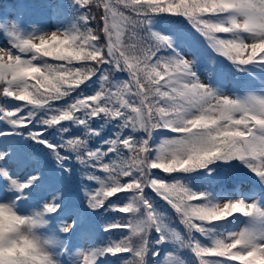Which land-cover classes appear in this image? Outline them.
<instances>
[{
	"label": "snow or ice",
	"instance_id": "obj_1",
	"mask_svg": "<svg viewBox=\"0 0 264 264\" xmlns=\"http://www.w3.org/2000/svg\"><path fill=\"white\" fill-rule=\"evenodd\" d=\"M75 3L81 9H91L93 5L103 8V42L89 26L90 15L86 13L79 18L83 30L78 29L75 35L55 32L21 39L13 24L6 33L9 47L0 48V95L24 102V108L28 109L17 112L0 107V122L11 126L0 128V187L11 193L0 207L9 213L18 206L22 213L23 206L32 202V207L44 209L32 218L34 226L44 227L43 217L47 215L52 221L60 220L62 236L69 235L75 227L61 219L64 189H52L46 183L49 170L45 160L35 153L5 145L6 132L14 136L26 134L30 142L48 149L47 156L56 161L62 172L71 173L66 162L73 159L88 170L82 179L100 185L98 190L84 187L89 210L98 212L110 198L132 193L128 204L109 206L111 211L130 214V219L103 227L105 232L126 229L130 235L111 247L77 253L79 264H97L98 258L106 254L122 253L132 257L127 264H146L150 251L148 237L153 229L160 236L156 243L176 241L192 251L198 264H264V234L242 230L214 240L211 247L202 246L192 235L205 234L201 226L204 222L224 221L234 213L259 218L264 217V211L243 200L213 203L207 193L165 182L152 171L192 173L205 171L216 161L239 160L264 183V87L260 94L230 98L222 86L205 84L196 71L199 56L189 40L180 34L156 30L153 24L158 14L185 17L191 29L215 53L231 61L237 71H247L249 65L264 66V0H75ZM129 27L133 29L131 33ZM137 28L146 35L140 37ZM216 33L229 36L218 38ZM192 35L187 33V37ZM28 53L30 59L22 58L21 54ZM42 57L66 63L53 64ZM74 61L83 63L76 66ZM50 68H80L86 78L63 98L49 100L42 106L30 102L38 87L37 75ZM113 73H126L127 79L113 82ZM93 78L99 80V90L89 96L81 93L73 97L81 85L95 84ZM61 101L65 103L60 104ZM186 113L189 119H185ZM97 120L103 121L101 130L104 124L116 122L118 131L103 146L92 150L89 142L100 135L92 127ZM177 120L184 123L177 125ZM71 125L82 128V135L49 140L54 131L68 132ZM161 129L177 134L178 138L164 140L154 148L153 134ZM208 129L216 131L207 137L200 135ZM137 133L143 136L137 137ZM97 172L103 173L104 178ZM147 192L154 193L174 210L188 232L187 240L161 221ZM72 219L80 220V214H73ZM82 235L88 239L93 236L90 232ZM29 243L35 249V243ZM57 245L65 248L64 252L56 251L59 259L70 249L62 240ZM35 255L39 258L38 253ZM152 255L159 256V252ZM32 262L33 256L22 252L21 258L9 264ZM0 264L4 260L0 259Z\"/></svg>",
	"mask_w": 264,
	"mask_h": 264
},
{
	"label": "trees",
	"instance_id": "obj_2",
	"mask_svg": "<svg viewBox=\"0 0 264 264\" xmlns=\"http://www.w3.org/2000/svg\"><path fill=\"white\" fill-rule=\"evenodd\" d=\"M65 2V8L61 9L60 3ZM117 7H122L117 5ZM126 11V10H125ZM90 15V24L89 26L96 32L98 36L101 38V42H103V8H96L95 5L91 9H81L76 3L75 0H0V15H4L5 17H9V21L7 19L5 21L4 27L0 28V39L3 36V30L6 27L12 26L15 24L16 30L21 39L34 38L37 36L45 35L50 31H55L58 33H68L75 35L78 29L83 30L81 25L80 16L83 14ZM126 14L127 13L126 11ZM215 21V18H213ZM153 24L155 25L156 30H163L166 32H172L174 34H180L185 36L189 43L194 47V50L197 52L199 56V60L196 65V71L202 82L205 84H209L212 87H220L222 86V90L228 94L230 97L232 95L235 96L234 85L237 77L240 74H244L245 71H237L236 68L232 65L231 61H228L226 57H221L213 50L206 45L205 39L200 37L199 34L195 33L193 29H191L185 17L181 16H173L170 13L158 14L155 16L153 20ZM0 26H2L0 22ZM129 33L133 31L131 27L128 29ZM136 33L143 37L146 33L141 28L135 29ZM192 32L193 35L191 37H187V33ZM218 38L222 37V33H216ZM63 38V37H61ZM127 42V36L124 37ZM187 51V49H185ZM22 58L30 59L31 53L21 54ZM190 58V57H189ZM219 59V67L216 71L212 66L213 61L215 59ZM42 59L47 60L50 63H66L64 61H56L51 57H42ZM34 63L39 64V61H34ZM82 61L77 63L74 61L76 66H79ZM107 67V66H105ZM212 77L211 80L209 78ZM96 80V83L93 84L88 82L86 85H81L80 89H77L75 93H73V97L78 94H83L85 96H89L94 94L96 90H99V80ZM113 82L122 81L127 79L126 73H113L112 74ZM35 82V81H33ZM69 101L71 97L68 98ZM7 103L10 104V109L5 108L10 111L17 112H27L28 109L24 108V102L16 101L14 99H5ZM60 104H64V101L59 102ZM37 115H40L38 112ZM103 121H95L92 124V127L100 132V135L97 136L94 140L89 142V147L92 150H96V148L104 145V141L107 139H112L116 132L118 131V127L116 122L104 124L103 130H101L100 125ZM10 125H7L4 122H0V128H9ZM83 129L71 125L69 126L68 132H63V130L54 131L53 134L49 137V140L58 141L61 136L65 138H69V136H80L82 135ZM5 136L7 139L5 140V145L11 144L16 150L21 152H32L37 154L39 157L45 160L46 167L48 168V173L50 171H56L53 176V179L49 181L47 184L50 185L52 189L57 187H62L64 189V200L66 196H71L69 203L66 208H63V216L61 219H69L72 218L73 214H80V217H90V226L95 231V239L97 244L101 248L111 247L114 243L120 242L122 239L127 238L130 233L126 229L115 228L112 231L105 232L103 227L105 224H113V223H122L130 219L128 215L123 214L116 211L109 210V206L111 207H122L128 204L131 201L132 193H120L118 196L110 198L109 202L105 205L104 208H101L98 212H93L87 207V200L84 197V187L99 189L100 185L95 182H89L86 179H82L84 173L88 170H85L80 166L74 159L66 162V167L71 169V173L62 172L54 159H50L47 156L48 149L44 145L37 146L36 144L30 142L27 139V135H19L14 136L11 132H6ZM137 137H142L143 133H137ZM155 132L153 134V139L151 141L152 146L155 148L158 145L154 144ZM178 138L177 135L165 137L162 141L168 139ZM61 154H64V150H61ZM115 159L116 157L113 156ZM106 162H111L107 158ZM237 160H233L230 162L216 161L212 165L209 166L208 176H204V171H197L192 173H164L160 169L152 170L154 176L156 178L162 179L168 183H180L181 185L187 187L189 190L197 192V193H207L209 199L213 203L222 204L228 200H237L232 192L234 190L235 183H240L245 188V181L239 178L241 175H245L247 173L252 172L249 167H246L245 164L241 168H238V171H234L228 167H224L223 165H229L231 163H235ZM223 166V167H222ZM210 173V174H209ZM97 175L100 176L101 179L104 178L103 173L97 172ZM125 179V178H122ZM250 188V187H249ZM34 196L37 194H33ZM254 196L258 197V193H253ZM147 198L149 199L154 212L160 217L161 221L167 225L169 230H176L183 240L188 239V232L184 228L183 225L179 223L178 217L175 215L174 210L170 208V206L163 200H161L154 193L147 192ZM264 196L260 198V201L253 202L261 211H264ZM245 202V201H244ZM196 203V202H193ZM247 203V202H245ZM248 204V203H247ZM29 206L32 207V202L29 203ZM39 210L41 208H35ZM61 213V214H62ZM230 218H226L224 221L207 223L204 222L201 226L205 228V234L201 235L199 233H193L194 240L201 244L202 246L211 247L212 243L216 239H223L227 237L226 228L229 224ZM251 220V224L254 223V220ZM247 220V224L248 221ZM260 220L258 224L261 222L264 223V217H259L257 221ZM59 224L60 220L58 219ZM261 223V224H262ZM239 231V230H238ZM237 231V232H238ZM233 232V233H237ZM231 233V234H233ZM230 234V235H231ZM160 239V236L153 229L150 231L148 240H149V253L146 255V264H198L196 257L192 253V251L188 248H182L181 245L176 241H168L167 249L164 256L161 258V261L158 262V258H160L162 254V244L156 243ZM152 252H159V256H153ZM107 255V254H106ZM112 256V260L110 263L116 264H127L128 261L132 259L130 254L122 253L117 254L116 256ZM171 256L174 259L168 261L167 258ZM105 257V256H104ZM104 257L98 258L97 264H100L102 260V264H104ZM119 261L117 262V260Z\"/></svg>",
	"mask_w": 264,
	"mask_h": 264
},
{
	"label": "clouds",
	"instance_id": "obj_3",
	"mask_svg": "<svg viewBox=\"0 0 264 264\" xmlns=\"http://www.w3.org/2000/svg\"><path fill=\"white\" fill-rule=\"evenodd\" d=\"M235 35L239 36V33ZM55 47V46H54ZM86 68L87 66H83ZM86 78V73L80 68H50L45 73L37 75L38 87L36 94L30 97V102L37 105H46L49 100L63 98L69 90H74L75 86ZM188 113L185 119H189ZM177 125H182L183 120H177ZM216 129H208L200 135L210 136ZM37 212H44V209H32L28 213H20L18 206L6 213L0 207V259L4 264L9 261L21 258V253L33 256L32 264H60L56 254L57 241L60 240L62 233L59 225L56 229L52 228V220L47 215L43 217L46 221L44 227H36L32 223V218ZM52 230L55 235L45 236L41 232ZM7 238V243H5ZM30 241L35 243V249L30 245ZM35 253H38L36 257ZM46 257L47 260L42 258Z\"/></svg>",
	"mask_w": 264,
	"mask_h": 264
},
{
	"label": "rangeland",
	"instance_id": "obj_4",
	"mask_svg": "<svg viewBox=\"0 0 264 264\" xmlns=\"http://www.w3.org/2000/svg\"><path fill=\"white\" fill-rule=\"evenodd\" d=\"M6 19H7V22L10 20L9 17H7V16L5 17L4 15H0V22H1L3 27H4ZM10 29H11V26H10V28L6 27L3 30V36L4 37H2L0 39V48H8L9 47L10 38L7 36L6 33ZM49 33H55V31H50ZM41 36H43V35H41ZM35 42L39 43L38 40ZM219 63H220V61L218 58L213 61L212 66L214 68V71H216L218 69ZM261 77L263 79V81H261V82H263V85L258 88V90L256 91V94H260L261 88L264 87V74L261 75ZM230 98H236V97H234V95H232ZM0 105H2L3 107H6L7 109H10V104L6 102L5 98H3L2 95H0ZM241 189H242L241 186L239 184H236V186L233 190L234 197L237 200H240L241 198H244L246 196L245 193L244 194L242 193ZM10 195H11V193L9 190H5L2 187H0V203L7 202V199ZM250 195L251 194L249 193L248 196H250ZM254 201L255 202L260 201V198L252 199L248 202V204H252ZM29 203L25 204L23 206V209H21L22 213H28L30 210L34 209V208L29 206ZM257 219L258 218H252V220H254L253 224L250 223L251 220L248 221L249 224L246 223L247 220L246 221L244 220L238 232H240L242 230H249V231L256 232L258 235L264 234V223L261 222L262 224L261 223L258 224L260 222V220L257 221ZM67 222L73 223L75 226L77 225L76 221L73 219H69V220H67ZM58 225H59V223L54 221L52 228L56 229V227ZM89 232L93 234L91 239L85 238L82 235V233H89ZM41 234L45 235V236L55 235V233L52 230H49L47 232L42 231ZM69 235H70L69 239L67 241L63 240V243H64V246L70 250L67 252L66 255L59 257L60 264H79V257L77 255V253L86 252L89 249L95 250L96 248H101L95 240V231L90 226H86L83 230L77 232L76 234H74L72 231ZM59 250H61V247L57 245L56 251H59ZM64 251L65 250H63L62 252H64Z\"/></svg>",
	"mask_w": 264,
	"mask_h": 264
}]
</instances>
